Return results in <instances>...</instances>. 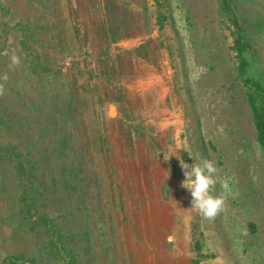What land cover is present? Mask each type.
I'll return each mask as SVG.
<instances>
[{"label": "rangeland", "instance_id": "rangeland-1", "mask_svg": "<svg viewBox=\"0 0 264 264\" xmlns=\"http://www.w3.org/2000/svg\"><path fill=\"white\" fill-rule=\"evenodd\" d=\"M228 2L243 76L223 0H0V264H264V0ZM177 153L228 180L214 220Z\"/></svg>", "mask_w": 264, "mask_h": 264}, {"label": "clouds", "instance_id": "clouds-1", "mask_svg": "<svg viewBox=\"0 0 264 264\" xmlns=\"http://www.w3.org/2000/svg\"><path fill=\"white\" fill-rule=\"evenodd\" d=\"M19 58L16 55L11 56V64L18 65ZM66 63H70V60ZM4 80L8 77L5 75ZM3 86H0V95H3ZM115 107V106H113ZM110 117V112L108 113ZM176 156L179 160L185 179L182 181V187L187 189L191 195V209L197 211L203 220H214L225 208V196L213 195L212 192L219 182L223 193H231V187L226 179H219L217 176L218 169L211 160L196 157L191 158L194 163H186L179 155L173 154L168 157Z\"/></svg>", "mask_w": 264, "mask_h": 264}, {"label": "trees", "instance_id": "trees-1", "mask_svg": "<svg viewBox=\"0 0 264 264\" xmlns=\"http://www.w3.org/2000/svg\"><path fill=\"white\" fill-rule=\"evenodd\" d=\"M223 8L227 13V17L231 20L233 26L235 27V38H234V49L237 51V56L239 59V71L245 75L247 71L248 60L244 56L246 49L250 47L249 40L245 37L243 33V27L241 25L240 19L238 18L234 7L228 0H223ZM245 84L247 86V101L251 107L253 122L257 129V140L264 152V86L257 79L246 77ZM20 159V157L18 158ZM252 226L253 223H252ZM10 264H33L25 257H7Z\"/></svg>", "mask_w": 264, "mask_h": 264}]
</instances>
